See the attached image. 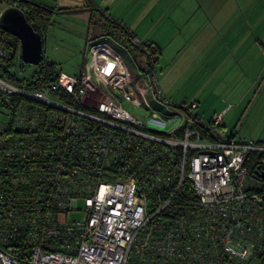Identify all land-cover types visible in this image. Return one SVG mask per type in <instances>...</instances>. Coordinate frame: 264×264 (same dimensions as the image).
I'll return each mask as SVG.
<instances>
[{
    "label": "built area",
    "instance_id": "obj_1",
    "mask_svg": "<svg viewBox=\"0 0 264 264\" xmlns=\"http://www.w3.org/2000/svg\"><path fill=\"white\" fill-rule=\"evenodd\" d=\"M10 42L0 34V59ZM1 73L0 264H262L246 160L264 144L226 133L222 113L169 99L153 67L135 71L105 40L78 74L33 89Z\"/></svg>",
    "mask_w": 264,
    "mask_h": 264
},
{
    "label": "rangeland",
    "instance_id": "obj_2",
    "mask_svg": "<svg viewBox=\"0 0 264 264\" xmlns=\"http://www.w3.org/2000/svg\"><path fill=\"white\" fill-rule=\"evenodd\" d=\"M41 2L53 10L42 36L44 56L48 58L52 75L56 76L59 71L78 74L90 44L101 40L112 43L132 69L138 71L140 64H147L145 52L127 48L123 41L100 27V21L106 18L120 19L134 31L137 39L156 46L149 49L150 61L154 63L163 93L173 101L199 100L202 112L212 113L219 108V100L227 99L223 93L226 87L240 84L236 77L239 67H235L234 59L228 63L224 60L231 53L234 56L235 50L261 46L258 41L264 42V35L257 40L264 34V0ZM11 4L18 5L14 0H0V13ZM84 7L91 9V16L89 11H76ZM37 68L38 65L25 63L21 58L15 63L14 72L23 80ZM245 119L243 115L242 120ZM178 121H169L166 128H173ZM79 207H84V201L79 202ZM83 215L82 210L73 211L69 218L79 219Z\"/></svg>",
    "mask_w": 264,
    "mask_h": 264
},
{
    "label": "crops",
    "instance_id": "obj_3",
    "mask_svg": "<svg viewBox=\"0 0 264 264\" xmlns=\"http://www.w3.org/2000/svg\"><path fill=\"white\" fill-rule=\"evenodd\" d=\"M38 1L41 2L42 0ZM91 4L96 6V3ZM214 6L217 8L218 3L217 5L215 3ZM82 10L89 11L91 16L92 13L89 7L77 9L76 11ZM115 21L120 24L123 23L120 19ZM122 25L130 33L134 34V31L128 28L125 23ZM263 35L259 36L257 40L262 38ZM134 36L136 35L134 34ZM258 42L261 46H250L240 49V51L235 50L234 56L231 53V57L228 55L229 58L224 60L228 63L234 59L237 64L235 67H239L236 77L238 76L237 79L240 80V84L227 86L229 88L226 87L223 93H225L224 97L227 99L225 101L219 100L221 102L220 104L218 103L220 105L219 108L213 109L212 113L204 110L202 112L199 107V100L195 99L198 102L197 113L199 115L209 119L215 113H222L223 129L226 133H230L240 140L264 141V42L262 40ZM237 87L239 89H236ZM232 94L233 96H231ZM243 115L246 118L245 120H242ZM230 130L231 132H229Z\"/></svg>",
    "mask_w": 264,
    "mask_h": 264
},
{
    "label": "trees",
    "instance_id": "obj_4",
    "mask_svg": "<svg viewBox=\"0 0 264 264\" xmlns=\"http://www.w3.org/2000/svg\"><path fill=\"white\" fill-rule=\"evenodd\" d=\"M14 1H16L18 5L25 10L28 20L32 23L34 28L37 31H39L43 36V32L46 30L48 24L50 23V18L52 16L53 10L50 7H48V5L43 4V2H40L38 0H14ZM87 6H89V4ZM100 22H101L100 27L103 28L104 32L123 41V43L127 46V48L129 47L132 50L136 49L140 53L141 51L145 52L144 54L147 55L148 61L147 64H143V63L140 64V69L146 71L150 67L153 68L155 67L154 63L152 64V61H150L152 56L151 53L149 52V49L154 47L152 43L141 41L142 44L136 45L133 42V37L136 36L130 33L126 29V27H124L122 24L116 22L115 20H111V18H106L105 20ZM0 34H3L5 37L6 36L9 37L11 40L10 42L11 58L8 59L6 58L7 60L0 59V66H1L0 69L3 70V73L1 74L4 77L14 82L16 85H25L28 89H33L36 86H42L56 79L60 71L57 73L56 76L51 74V71L49 69V61L48 58L44 56V51L42 53L41 61L38 64V68L32 72V75L29 78L22 80L18 78L16 74H12V72L9 71V67L15 66V63L18 58H19L18 60L21 59V56H18L20 52L21 42L17 36L13 35L9 31L2 30ZM62 96L64 98H67L66 95H62ZM25 98H26L25 96L13 94L11 102L14 105L18 103V101L19 103L20 102L25 103ZM190 102L197 103V107H196V112H197L198 102L196 100H191ZM6 105L7 104L4 102V100H0V106L5 107ZM220 126L223 129V125L221 124ZM256 142L262 145L264 144L263 140H259ZM246 164L251 169V173L255 174L256 177L260 180V185L262 187L261 192L264 193V175L262 176L260 174L262 172L264 173V150L250 151L246 160ZM259 256L261 259V263L264 264V247L261 250Z\"/></svg>",
    "mask_w": 264,
    "mask_h": 264
},
{
    "label": "water",
    "instance_id": "obj_5",
    "mask_svg": "<svg viewBox=\"0 0 264 264\" xmlns=\"http://www.w3.org/2000/svg\"><path fill=\"white\" fill-rule=\"evenodd\" d=\"M0 28L20 39V56L25 63H40L43 53L42 34L28 20L22 7L16 4L5 7L0 13ZM260 174L264 175L263 172ZM262 199L264 200V193Z\"/></svg>",
    "mask_w": 264,
    "mask_h": 264
}]
</instances>
